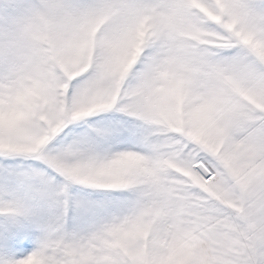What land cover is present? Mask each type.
I'll return each mask as SVG.
<instances>
[{
	"label": "snow or ice",
	"instance_id": "snow-or-ice-1",
	"mask_svg": "<svg viewBox=\"0 0 264 264\" xmlns=\"http://www.w3.org/2000/svg\"><path fill=\"white\" fill-rule=\"evenodd\" d=\"M0 264H264V0H0Z\"/></svg>",
	"mask_w": 264,
	"mask_h": 264
}]
</instances>
